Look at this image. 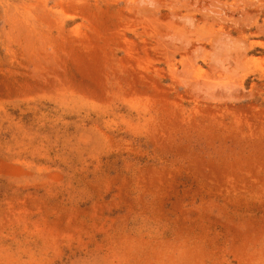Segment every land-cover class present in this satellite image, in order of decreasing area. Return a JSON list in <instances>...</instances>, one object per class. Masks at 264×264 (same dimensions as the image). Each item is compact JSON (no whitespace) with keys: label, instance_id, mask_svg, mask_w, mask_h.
Listing matches in <instances>:
<instances>
[{"label":"rangeland","instance_id":"1","mask_svg":"<svg viewBox=\"0 0 264 264\" xmlns=\"http://www.w3.org/2000/svg\"><path fill=\"white\" fill-rule=\"evenodd\" d=\"M0 264H264V0H0Z\"/></svg>","mask_w":264,"mask_h":264}]
</instances>
